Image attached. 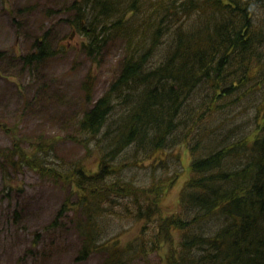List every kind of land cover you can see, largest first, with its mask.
I'll return each mask as SVG.
<instances>
[{
	"label": "trees",
	"instance_id": "1",
	"mask_svg": "<svg viewBox=\"0 0 264 264\" xmlns=\"http://www.w3.org/2000/svg\"><path fill=\"white\" fill-rule=\"evenodd\" d=\"M261 7L264 0H73L67 6L72 15L65 21L85 37L82 48L94 60L114 39L125 42L126 53L99 96L94 97L91 70L80 84L83 106L73 133L94 142L92 166L61 159L55 139L42 135L28 143L34 150L19 138L0 149L4 179L24 174L26 167L66 189L44 227L50 249L58 243L55 229L70 225L76 261L99 254L96 264H127L152 253L164 239L176 245L168 264H264V87L246 134L220 132L210 120L230 102L250 96L255 85L264 86ZM49 40L46 31L32 41L18 56V73L45 68L55 53ZM209 140L212 146L206 148ZM201 143L205 150H199ZM180 144L192 156L191 176L178 210L165 215L169 178L135 186L122 172L132 163L125 159L128 153L162 159ZM119 197L133 208L125 206L120 213L138 228L126 241L119 234L108 236L115 223L102 219L119 206ZM17 211L22 209L12 210L15 222ZM2 216L9 219L7 212ZM31 242L23 258L50 252L37 249L43 244L41 232Z\"/></svg>",
	"mask_w": 264,
	"mask_h": 264
},
{
	"label": "rangeland",
	"instance_id": "2",
	"mask_svg": "<svg viewBox=\"0 0 264 264\" xmlns=\"http://www.w3.org/2000/svg\"><path fill=\"white\" fill-rule=\"evenodd\" d=\"M72 1L0 0V51H3L0 58V149L10 147L13 139L19 138L31 151L35 147L28 144L30 140L42 135L55 139L56 153L61 159L73 162L81 159L85 165L92 166L97 154L94 142L80 132L73 133L76 117L83 106L78 101V95L82 96L80 84L91 70L94 97L99 96L119 71L126 53L125 42L120 38L109 41L99 54H94V60L82 48L85 37L65 21L71 19L68 17L72 13L66 8ZM259 11L264 16V8ZM46 31L55 53L41 72L22 70L18 73V68L21 69L18 56ZM263 87L255 85L250 96H244L236 103L230 102L213 113L210 120H214L218 131H231L232 136L250 131L256 113L255 103L261 98ZM209 135L208 132L203 139ZM205 144L206 148L212 146L211 140ZM205 144L201 143L199 150H205ZM133 157L127 154L125 159L132 163L126 166L122 176L135 186L148 184L151 179L169 178L170 189L163 197L162 214L177 211L181 190L191 176L192 156L187 147L184 144L174 146L166 150L162 159L158 156L153 159ZM4 176L0 168V264H96L99 261V254H92L86 261L74 259L77 239L70 235V225L55 229L52 235L57 236L58 243L52 249L47 245L49 234L44 227L65 197L67 191L62 183L47 181L26 167L24 174L11 180ZM118 201L119 206L106 210L112 212L103 215L102 219L115 223L109 227L108 236L119 234V238L126 241L138 233V228L131 217L122 215L125 206L131 208L128 200L119 197ZM15 206L22 209L21 214L15 212L16 222L12 212ZM6 212L9 219L2 216ZM68 216L63 221H67ZM138 221L142 224L146 220ZM35 232H41L43 238V244L37 246L38 251L50 252L43 258L39 252L41 258L30 254L23 258L26 248L33 244ZM178 234L175 229L173 238ZM174 246L173 242L163 239L160 246L151 248L152 253L127 264H168V254Z\"/></svg>",
	"mask_w": 264,
	"mask_h": 264
}]
</instances>
